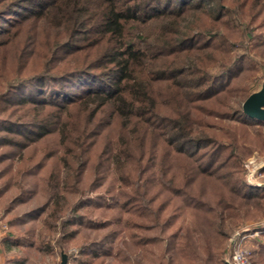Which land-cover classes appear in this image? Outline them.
<instances>
[{
	"label": "trees",
	"instance_id": "obj_1",
	"mask_svg": "<svg viewBox=\"0 0 264 264\" xmlns=\"http://www.w3.org/2000/svg\"><path fill=\"white\" fill-rule=\"evenodd\" d=\"M262 14L264 0H0V20L33 22L34 34L42 30L49 44L53 37L46 54L48 60L54 59L53 66L35 77V89L4 96L5 110L10 107L12 111L0 125L5 133L0 146L17 148L10 152L23 160L33 144L60 135L56 152L63 151L59 158L63 169L51 174L55 190L50 191L46 207L53 201L54 213H47L46 222L49 218L61 221L62 240L76 239L82 228L99 232L123 220L117 217L113 223L88 225L83 215L65 217L84 206L77 202L69 208L66 195L77 189L84 174L90 145L86 138L93 140L109 126H115L118 135L108 145L106 159L114 175L133 193L122 195L125 200L120 207L133 204L135 210L127 207L130 216L169 227L174 216L165 220L164 216L170 208L178 217L201 214L194 229L181 227L171 236L177 241L165 245L168 260L167 253L177 249L181 256L187 253L198 258L202 249L211 248L210 241H200L208 229H213L221 244L230 224L251 218L252 211L261 207L264 187L235 178L251 153L245 150L248 144L238 145L241 138L235 132L228 135V143L218 141L207 130V118L213 112L208 103L229 92L233 80L249 69L246 60L250 59L245 53H232L234 48L247 51L252 43L257 49L264 46V40L255 41L249 29ZM210 22L217 25L215 30ZM259 24L264 26V17ZM14 25L9 21V29ZM6 33L0 26V36ZM61 48L66 54L63 58L67 57L63 62L61 56L53 57V51ZM241 101L231 119L243 126H264L243 112ZM213 144L220 153H214L209 164L196 156L201 146ZM160 145L164 151L157 153ZM228 149L221 172L213 164ZM9 153L5 155L11 159ZM174 163L175 173L169 175ZM168 166H173L170 171ZM27 170L20 168L12 176L19 189L25 186L26 175L32 174ZM28 214L37 220L45 213ZM132 218L125 220L126 226ZM68 226L73 229L66 231ZM115 239L108 234L87 238L80 253L94 259L108 256V244ZM141 240L144 245L150 242ZM61 253L66 251L61 249ZM114 259L118 264L130 260L121 248ZM170 263L176 264L175 259Z\"/></svg>",
	"mask_w": 264,
	"mask_h": 264
},
{
	"label": "rangeland",
	"instance_id": "obj_2",
	"mask_svg": "<svg viewBox=\"0 0 264 264\" xmlns=\"http://www.w3.org/2000/svg\"><path fill=\"white\" fill-rule=\"evenodd\" d=\"M263 17L262 14L249 27L255 37V41L260 38L264 40V26L259 24ZM13 20L12 18H5L8 23L0 20V26L6 28L7 31L6 34L0 36V125L4 122L6 123V116L10 115L12 111L10 107L5 110V99L8 94L21 93V91L30 88L35 89L36 83L34 81L37 80L35 77L41 73H46L44 69L51 68L54 63V59L51 58L52 61L51 59L48 60L46 56L49 45L53 42V37L49 44L45 32L40 30L39 35L34 34L36 23L25 22L24 24H16ZM9 21L15 24L10 29ZM210 26L214 30L217 27L213 22H210ZM237 37L236 35L231 41H235ZM259 51L264 56V46L261 45L257 49L254 43L250 45L247 51L234 48L232 53H245V56L250 59L246 60L249 69H245L235 81L233 80L229 92L222 93L214 103H208V106L211 105L213 112L207 118L209 123L207 130L218 141L228 143L230 141L228 135L231 132H235L241 138V142L238 145L242 143L248 144L245 146V150L251 153L241 163L244 170L238 172L235 178L247 181L252 187H264V126L257 124L243 126L238 121L231 119V115H234L232 111L238 106V103L242 100V107L244 100L252 92L258 90L264 81V57L258 54L260 53ZM53 52V57H62L60 62L67 60V57L63 58L66 55L65 53L63 54L64 49H57L56 52ZM216 65L218 66V64ZM218 69L219 67L215 68V70ZM243 95H246V97L243 98ZM14 109L18 110L21 108L15 107ZM13 120H16V118H13ZM3 135L5 133L0 130V137ZM117 135L116 127L109 126L105 127L103 133L93 140L86 138L90 145L85 154V159H88V161L84 174L81 182L76 186L77 189L66 195L69 208H72L77 202H83L84 206L79 210L69 212L65 217L67 219L75 215H83L85 216L84 223L88 225H95L105 221H107L105 223H113L117 217H122L123 220L117 225H107L99 232L82 228L81 234L74 240L61 239L63 227L60 220L49 218L48 222H46L47 213H54L52 210L53 201H50L51 203L49 202L48 207H46L50 191L55 190L53 187L55 180L53 179L52 181L51 174L63 169L62 162L59 159L63 151L56 152L59 150L60 135L53 134L45 140L33 144L25 150L23 160H21L19 155L16 157L14 155L15 152L11 154L10 151H18L17 148L0 146V233H4L7 227L11 228L13 226L14 228H11V231L17 236L16 240L22 245H32L33 247L32 250L31 248L19 249L16 247L9 254L10 256L18 255L24 261L29 263L34 261L35 264L36 259L40 263L39 257L42 256L44 259L40 264H60L61 249H64L69 256V264H118L115 261L116 259H114V255L121 248V253L130 259L129 263L124 264H136L137 262L138 264H168L171 258L175 259L176 264H224V261L227 260L230 264H233V253L239 242L235 235L241 233V236L239 235L240 238L246 235L242 240V248L249 252V264H264V201H262L261 207L259 205L252 211L253 215L251 218L242 220L238 225L230 224L226 230L227 235L223 237L221 244L218 243L221 242L218 236L213 235V229H208L206 237L200 241L203 242V239L210 241V250L202 249L197 254L198 258L195 257L194 259V254L188 256L186 253L184 257L183 255L181 256L180 251L177 249L167 253V256L170 257L168 260L164 253L165 245L167 243L173 246L177 241L171 236L175 232H179L181 227L194 229L197 222L201 220V214L196 217V215L191 216L189 213H182L178 217L179 213H172V208H170L164 216V220L174 216L169 227L162 223L130 216L128 213H132V211L127 207L135 210L136 206L133 204H128L127 207H120V203L125 200L122 195L125 194L130 197L133 193L130 192V188H126L119 181L116 174L114 175L113 166L106 159L109 153L108 145H112L116 141ZM161 147L162 145L155 149L157 153L164 151H161ZM201 147L198 152H195L196 156L201 157L203 162L208 164V159L214 153L216 155L220 153V149L215 144ZM238 150L241 151V149ZM230 151L231 149H228L223 152L221 160L213 164L221 172L225 171L224 168H221L222 161L227 158ZM5 153H9L8 155L13 157L9 159ZM170 163L172 164V162ZM39 165H42V167ZM173 166L174 168L171 171L169 169L170 166H168L169 175L175 173L177 164L174 163ZM20 168L32 171V174L26 175L25 186H22L21 189L17 187V182H15L17 178L14 177L12 179V176L17 174L16 171L18 172ZM157 172H159L158 168ZM42 178L44 180H40ZM152 189L156 190L157 188L153 186ZM61 201L63 202L62 199ZM28 213L45 214L35 220V215ZM130 217L133 218L129 225L126 226L125 220ZM135 223L141 224L142 227L132 228ZM72 229V226L66 227V231ZM120 230L121 233L118 237L112 236L115 231ZM106 234L112 239L117 238L113 244H108L110 255L94 259L89 255L80 253L79 247L87 238L96 235L103 237ZM146 239H149V244L144 245L139 242V240L145 242L144 240ZM225 246L226 250L223 251ZM193 260H195L194 263H192Z\"/></svg>",
	"mask_w": 264,
	"mask_h": 264
},
{
	"label": "crops",
	"instance_id": "obj_3",
	"mask_svg": "<svg viewBox=\"0 0 264 264\" xmlns=\"http://www.w3.org/2000/svg\"><path fill=\"white\" fill-rule=\"evenodd\" d=\"M11 228H14L13 226H11ZM7 227V230L3 233H0V264H35L34 261L33 262H28V261H24L23 259H21V257H19L18 255H14V256H10L9 254L12 253L16 247L19 249H28L31 248L32 250V245L30 246H26V245H22V243L18 242L16 240L17 236L14 234L13 231H11L12 229ZM11 238H15L12 239ZM40 263L43 262V257L40 256ZM36 264H40L39 260L36 259Z\"/></svg>",
	"mask_w": 264,
	"mask_h": 264
},
{
	"label": "water",
	"instance_id": "obj_4",
	"mask_svg": "<svg viewBox=\"0 0 264 264\" xmlns=\"http://www.w3.org/2000/svg\"><path fill=\"white\" fill-rule=\"evenodd\" d=\"M242 110L247 116L264 122V81L258 90L244 100ZM226 262L230 264L228 260ZM60 264H69L68 254L62 253Z\"/></svg>",
	"mask_w": 264,
	"mask_h": 264
},
{
	"label": "built area",
	"instance_id": "obj_5",
	"mask_svg": "<svg viewBox=\"0 0 264 264\" xmlns=\"http://www.w3.org/2000/svg\"><path fill=\"white\" fill-rule=\"evenodd\" d=\"M251 183L256 184L255 182H251ZM239 235L241 236V233H237L235 235L236 239H239V242L233 253V260H234L233 264H249L250 263L249 252L248 250H245L244 248H242V240L246 237V235H244V237L242 236V238H240Z\"/></svg>",
	"mask_w": 264,
	"mask_h": 264
}]
</instances>
